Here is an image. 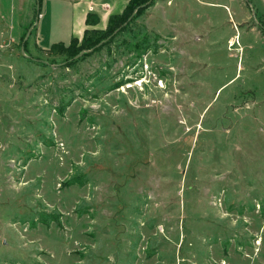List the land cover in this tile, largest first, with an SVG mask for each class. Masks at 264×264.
<instances>
[{
  "label": "rangeland",
  "instance_id": "rangeland-1",
  "mask_svg": "<svg viewBox=\"0 0 264 264\" xmlns=\"http://www.w3.org/2000/svg\"><path fill=\"white\" fill-rule=\"evenodd\" d=\"M199 1L66 52L67 10L3 1L0 264H264V23Z\"/></svg>",
  "mask_w": 264,
  "mask_h": 264
},
{
  "label": "crops",
  "instance_id": "crops-1",
  "mask_svg": "<svg viewBox=\"0 0 264 264\" xmlns=\"http://www.w3.org/2000/svg\"><path fill=\"white\" fill-rule=\"evenodd\" d=\"M5 1V0H3ZM3 1L0 0V8L2 9L3 6ZM13 7H12V17H11V21L12 24H15L16 21V27L17 30L22 32V28L20 25V20H19V15L16 11V0H11ZM52 4V7L58 8V9H64L67 10V31H66V41L62 42L64 44H67L71 38H76L78 40H81L82 36H83V32L87 29H96V30H104L107 26L108 23V18L112 15H118L121 14L123 12V10L125 9L126 5L128 4L129 0H42V4L46 3L48 6V3ZM200 3H202V5H204V7L209 11L208 13H205V18H208V15L210 13H215L216 9L219 8H227L229 9V13L231 15V11L230 9H232L233 7H235L234 5V0H227V2H219L217 0H204V1H199ZM41 4V5H42ZM231 5V8L229 7V5ZM251 5L256 14L257 17L260 18V21L262 20L264 23V0H249V4H247V6L250 9ZM3 10V9H2ZM251 11V10H250ZM49 10H47L46 6H45V11L44 13L41 14V20H43L44 18H47V15ZM92 15L94 16V18L96 19V24L95 25H90L87 26L85 24V20L87 18L88 15ZM241 13H239L240 15ZM242 15V14H241ZM57 18L60 17L59 15H56ZM232 16V15H231ZM252 16V15H251ZM211 17V16H209ZM0 18L2 19V21L8 26L7 24V19L5 16L1 15ZM233 17H229V19H227L226 23H218V22H212V19H209V22L207 20V23L210 25L209 27H205V31L203 32V36L205 37V39L209 42L212 41H216V40H223L222 38V30L226 31L228 28L225 25H229V28L225 33L227 35H230L229 37L225 38L226 40L231 39L232 41H234V39L236 38V35H238V38L240 39L241 37H247V39H258L259 38V31L257 30V27L253 26L251 27L250 30H246L247 32H245L244 30H239L237 29V31L234 29V24H236V22L233 20V22H229L232 21ZM206 22V19H205ZM221 24L222 27L219 29V32L217 34V36H219L220 39H217L216 37V32L217 29L215 27L212 26V24ZM225 26V27H224ZM14 31V30H13ZM18 36V34L16 35V37ZM36 43L37 45L43 49V50H47L48 48L43 46L41 47L42 43H44L45 39L42 38L41 33H37L36 32ZM11 40L13 41V39L11 38ZM15 41H13L14 43ZM60 41L54 42V43H58ZM53 43V44H54Z\"/></svg>",
  "mask_w": 264,
  "mask_h": 264
},
{
  "label": "trees",
  "instance_id": "trees-1",
  "mask_svg": "<svg viewBox=\"0 0 264 264\" xmlns=\"http://www.w3.org/2000/svg\"><path fill=\"white\" fill-rule=\"evenodd\" d=\"M38 1H39V9H40V6L42 4V0H38ZM147 1L148 0H129L128 4L126 5L125 9L123 10V12L121 14L112 15L108 18V23H107V26L104 30L87 29L83 32V36H82L81 40H78L76 38H71L68 46H64L65 45L64 43H54L49 47V51L50 50L52 51L54 49H57V51L63 49L66 52V51H69L70 49H74L75 44H77L79 41L81 44H80V48L78 50H81L84 48L89 49V48L94 47L99 42L110 37L115 32V30L117 28H119L120 26H122L124 23H126L128 21V19L132 15L133 11H135L137 8L142 6ZM142 11H143V9H138L136 14L133 17L134 18L138 17ZM85 24L87 26L95 25L96 19L94 18V16L89 14L85 20ZM128 24L129 23H127L126 26L120 28L117 31V33L112 35V37H110L111 39H109V41H111L115 35L124 33ZM105 44H103L101 47L105 46ZM75 51H77V50H75Z\"/></svg>",
  "mask_w": 264,
  "mask_h": 264
},
{
  "label": "water",
  "instance_id": "water-1",
  "mask_svg": "<svg viewBox=\"0 0 264 264\" xmlns=\"http://www.w3.org/2000/svg\"><path fill=\"white\" fill-rule=\"evenodd\" d=\"M27 36H28V33H27V35H26V38H27Z\"/></svg>",
  "mask_w": 264,
  "mask_h": 264
}]
</instances>
